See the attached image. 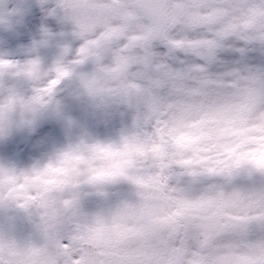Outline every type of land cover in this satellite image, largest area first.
<instances>
[{
  "label": "clouds",
  "instance_id": "9594fccd",
  "mask_svg": "<svg viewBox=\"0 0 264 264\" xmlns=\"http://www.w3.org/2000/svg\"><path fill=\"white\" fill-rule=\"evenodd\" d=\"M0 264H264V0H0Z\"/></svg>",
  "mask_w": 264,
  "mask_h": 264
}]
</instances>
